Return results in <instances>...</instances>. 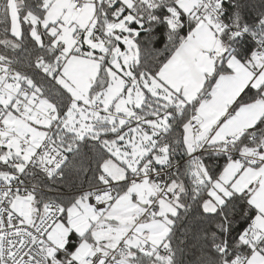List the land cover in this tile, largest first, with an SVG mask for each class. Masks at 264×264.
I'll return each instance as SVG.
<instances>
[{"label": "snow or ice", "instance_id": "obj_1", "mask_svg": "<svg viewBox=\"0 0 264 264\" xmlns=\"http://www.w3.org/2000/svg\"><path fill=\"white\" fill-rule=\"evenodd\" d=\"M0 264H264V0H0Z\"/></svg>", "mask_w": 264, "mask_h": 264}]
</instances>
